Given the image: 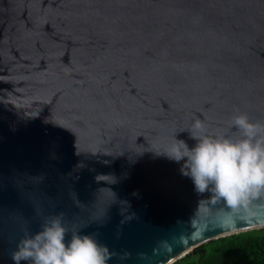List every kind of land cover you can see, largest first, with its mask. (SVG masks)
<instances>
[{
	"label": "water",
	"instance_id": "95a60500",
	"mask_svg": "<svg viewBox=\"0 0 264 264\" xmlns=\"http://www.w3.org/2000/svg\"><path fill=\"white\" fill-rule=\"evenodd\" d=\"M238 114L264 123V0H0V264L60 213L107 264L263 229L216 226L223 202L157 155Z\"/></svg>",
	"mask_w": 264,
	"mask_h": 264
},
{
	"label": "clouds",
	"instance_id": "9594fccd",
	"mask_svg": "<svg viewBox=\"0 0 264 264\" xmlns=\"http://www.w3.org/2000/svg\"><path fill=\"white\" fill-rule=\"evenodd\" d=\"M187 131L196 141L194 147L177 139L176 133L172 143L157 155L183 161L182 174L193 180L197 192L210 191L223 202L216 226L235 227L238 220L247 222L264 214V123L238 114L231 118L229 130L212 132L197 118ZM63 216L60 213L47 220L35 234L26 230L12 253L14 264H107L112 253L94 234H73L70 242H65L68 229ZM193 227L192 236L198 238L199 227L195 223Z\"/></svg>",
	"mask_w": 264,
	"mask_h": 264
},
{
	"label": "trees",
	"instance_id": "16d2710c",
	"mask_svg": "<svg viewBox=\"0 0 264 264\" xmlns=\"http://www.w3.org/2000/svg\"><path fill=\"white\" fill-rule=\"evenodd\" d=\"M174 264H264V228L212 241Z\"/></svg>",
	"mask_w": 264,
	"mask_h": 264
},
{
	"label": "bare ground",
	"instance_id": "6f19581e",
	"mask_svg": "<svg viewBox=\"0 0 264 264\" xmlns=\"http://www.w3.org/2000/svg\"><path fill=\"white\" fill-rule=\"evenodd\" d=\"M196 249H194L193 251H191V252H189L190 254L192 253V252H194Z\"/></svg>",
	"mask_w": 264,
	"mask_h": 264
}]
</instances>
